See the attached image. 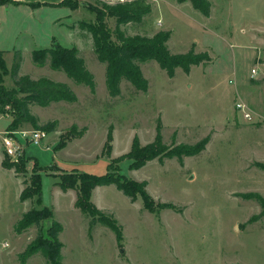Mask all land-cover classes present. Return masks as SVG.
Segmentation results:
<instances>
[{
	"label": "rangeland",
	"instance_id": "obj_1",
	"mask_svg": "<svg viewBox=\"0 0 264 264\" xmlns=\"http://www.w3.org/2000/svg\"><path fill=\"white\" fill-rule=\"evenodd\" d=\"M67 1L80 7L33 8L12 1L0 6V51L8 69L20 56L19 76L63 83L77 97L75 103L30 106L39 126L54 125L45 141L49 149L29 146L28 167L20 173L28 184L35 162L41 166L42 206L51 208L63 227L62 262L264 264V217H258L259 203L247 197L264 198V170L258 167L264 164V0H210L209 18L190 2L176 0ZM135 3L150 11L140 22L122 26L115 18L108 19L114 40L118 29L130 37L170 33L167 45L173 55L193 52L205 54L206 59L192 66L189 74L178 68L173 78L156 61L142 63L148 91H138L124 80L121 94L111 97L106 65L96 55L92 35L80 23L95 21L89 7L106 10ZM55 43L78 49L94 78V93L53 70L49 62L44 67L33 63V51ZM3 86L15 87L11 74L3 78ZM238 103L248 108L252 121L244 118ZM9 110L5 107L0 115L4 123L12 121L5 116ZM110 128L113 142L108 157ZM21 129L36 128L28 123ZM158 132L166 147H191L207 137L210 142L197 156L154 160L138 171L130 170L129 160L113 164L111 173L147 184L156 211L146 210L141 196L131 202L115 185L107 186L103 213L121 227L120 247L111 229L97 217L92 223V217L75 207V191L64 194L57 176L106 174L111 162L131 151L136 137L146 146ZM19 188L12 174H0V264H21L20 255L38 235L36 226L21 235L15 232L23 214L32 208L30 202H21ZM26 264L48 263L38 253Z\"/></svg>",
	"mask_w": 264,
	"mask_h": 264
},
{
	"label": "trees",
	"instance_id": "obj_2",
	"mask_svg": "<svg viewBox=\"0 0 264 264\" xmlns=\"http://www.w3.org/2000/svg\"><path fill=\"white\" fill-rule=\"evenodd\" d=\"M11 0H0V6ZM178 4L190 2L193 8L203 16L209 18L212 12L210 0H176ZM68 6L72 10L80 6L71 5L67 0L60 3V7ZM96 15L93 23L81 22L80 26L87 29L92 35L95 52L99 61L106 65V84L111 97H118L121 94L122 81L130 82L138 91H148V81L144 78L140 64L148 61H156L162 70L166 71L170 78L176 74V70L181 68L189 74L192 66H198L205 59V54L198 55L190 52L183 56L173 55L168 48L170 33L156 35L153 38L130 37L123 31L117 30L116 40L110 32L107 20L115 18L117 26L128 23L140 22L142 17L150 9L148 6L135 3L132 5L115 6L102 10L89 7ZM195 59H194V58ZM33 63L39 67H44L49 62L50 67L55 71L64 72L71 80L78 85L88 86L92 93L95 92V81L92 74L87 70L84 60L79 56L76 47H64L55 43L51 48L39 49L32 52ZM21 67V57L17 56L15 64L10 71L5 65L0 51V115L5 113V107H10V114L5 116L12 117V121L7 126L8 131H15L23 127L24 124H31L36 129H43L52 132L53 125L47 123L39 126L35 116L31 114L30 106L38 105L48 107L52 103L69 102L75 103L77 97L75 93L65 84L52 81L48 78L31 79L28 76H19ZM12 75L15 81V87L12 89L3 86V78ZM39 126V127H38ZM113 135L110 128L107 142L105 145L108 157L112 152ZM210 142V137L201 140L194 146L177 145L166 147L162 144L161 135L155 137L153 143L141 146L136 137L133 141L131 151L111 162L108 165V171L103 175L89 173H71L57 176L59 182L57 185L64 191L76 190L77 200L75 206L83 213L96 219L111 229L117 237L120 247L123 241V231L117 222L106 216L92 203V192L97 187L115 185L125 196L135 201L141 196L144 208L151 213H155L154 199L147 193L146 183L131 180L124 175L116 172L111 173L113 164H119L123 160L131 162L129 168L132 171H138L144 168L148 162L158 160L163 162L166 159L178 158L183 160L186 157H194L202 153ZM63 148V144L59 149ZM7 158V157H5ZM27 157L19 162L3 161V167L15 169L20 174L26 171ZM19 163V164H18ZM264 170V164L258 165ZM120 167L117 168L119 170ZM51 175V174H50ZM52 176V175H51ZM260 205L261 213L259 218L264 217V198L259 194H250ZM244 197V196H243ZM245 198V197H244ZM21 202L31 200L35 201L36 207H33L15 227V232L19 235L26 232L32 226L38 228L37 237L29 244L26 250L20 255L21 264L38 253H41L48 264H64L62 262L63 244L60 242V234L63 232L62 225L55 220L54 211L42 206V175L41 166L38 161L35 162L33 174L26 188L20 196ZM50 223L49 226H44Z\"/></svg>",
	"mask_w": 264,
	"mask_h": 264
},
{
	"label": "built area",
	"instance_id": "obj_3",
	"mask_svg": "<svg viewBox=\"0 0 264 264\" xmlns=\"http://www.w3.org/2000/svg\"><path fill=\"white\" fill-rule=\"evenodd\" d=\"M256 73L257 70H254L253 74ZM236 107L246 120H253L252 114L244 104L238 103ZM49 134V132L43 129L3 131L0 133V137L4 156L11 159V161L19 162L26 158L29 146L46 147L49 149L45 142ZM3 246L5 248L8 244L5 243Z\"/></svg>",
	"mask_w": 264,
	"mask_h": 264
},
{
	"label": "crops",
	"instance_id": "obj_4",
	"mask_svg": "<svg viewBox=\"0 0 264 264\" xmlns=\"http://www.w3.org/2000/svg\"><path fill=\"white\" fill-rule=\"evenodd\" d=\"M11 1L14 2V3H18V4H27L28 6H32L33 8L34 7L37 8V7H41V5L42 6L43 5H52V6H59L60 7V3H62L64 0H11ZM4 119H5V121H7V118L4 117ZM263 119H264V117H263ZM10 122L7 121V122L4 123L3 118L0 117V132L5 131V129H7V126L10 124ZM26 157H27V152H26ZM29 157H31V156L29 155ZM35 157H36V155H35ZM4 159H5V156H4L3 147H2V143H1V137H0V174L10 173V174L13 175L14 182H16V184L19 185V187H20L19 188V193H20V196H21V194H22L23 190L26 188L27 184H26V182H24V179L20 176V174H18V173H16L14 171V169H7V168L3 167ZM36 159L39 160L38 157H36ZM41 175H42V172H41ZM110 186H113V185H110ZM108 187L107 186L97 187L92 192V203L102 212L104 211L103 208L105 207V205L103 203V201H104L103 199H104L105 193L107 191L106 188H108ZM73 191H75V195H74L73 198H74V202L76 203V200H77V191L76 190H72L71 189V190H68L67 192H64V191L63 192H64V194H68L69 192L71 193ZM58 192H60V191H58ZM27 202L31 203L32 208L34 207L33 206L34 204H33V202L31 200H28V201L23 202V203H27ZM131 202H132V200H131ZM75 203H74V205H75ZM31 209H29V210H31ZM23 216H24V214H23ZM23 216H22V218H23Z\"/></svg>",
	"mask_w": 264,
	"mask_h": 264
}]
</instances>
